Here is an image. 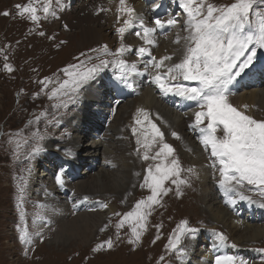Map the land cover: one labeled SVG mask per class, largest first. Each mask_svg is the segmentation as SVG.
Listing matches in <instances>:
<instances>
[{
	"label": "rangeland",
	"instance_id": "1",
	"mask_svg": "<svg viewBox=\"0 0 264 264\" xmlns=\"http://www.w3.org/2000/svg\"><path fill=\"white\" fill-rule=\"evenodd\" d=\"M20 1H22L24 4L28 2V0H0V10H14L15 2ZM83 1L85 0H73L72 6H75L76 4L82 5L84 4ZM212 2L216 4H229L232 3L233 0H212ZM109 5L111 8L117 9L119 0L111 1L108 4H105L104 7L106 8ZM137 5H139L138 10L140 13L147 9L144 7L141 1L135 4V6ZM37 7H41V3L40 5H37ZM2 11H0V24L2 25V27L0 25V264H50L48 263V261H50L51 264H157L158 260L160 261L161 256L165 257L164 261L161 262H165L170 257L171 251H169L166 246L173 231L177 228V225L180 224L182 220H188L192 222V225H194L195 227L196 225H199L201 228V231L197 233L200 235L191 240V242H196V240L199 242V246L198 248H196V251H193L194 248L191 246V242L190 245L186 248L188 250L192 249L193 251L192 253L194 259L192 258L193 260L189 263L197 264V260H199L200 258H204L207 254L215 255L216 251H212V248L209 247H213V243L218 240V238L215 237V234L217 233L212 229V227L217 226L218 229L222 231L226 230V228H224L223 225H221L217 221L211 222L208 218L207 212L202 211L205 210V206L204 204L201 206L202 203L197 201L200 194L198 186L200 182L197 185L194 183V178L196 179L195 175H192V185L187 187L184 191L182 189V196H177L175 192L172 193L171 191L167 196L163 197L162 206H155L157 208V211L152 217L151 222H148V229L142 237V240H144L145 238L147 241H141L139 245H132L128 243V238L124 236L117 239V245H115L116 247L114 246L115 250L108 251L109 249L105 248L102 250V252H95L93 251V249H95L97 245V241L95 239L100 234H95L92 240L89 242L88 246L79 244L81 242H78V244H74L72 242L76 241V239L72 240L68 238L67 235H60L61 233L58 235V233L55 232L58 230L59 222H55L54 226H52L51 222L43 221L42 219L37 221L34 216H28V214L24 215L21 221V225L28 223L31 234H37L38 231H40V233H48L51 235L46 239L44 237H36L35 243L39 248L37 249L33 257H31L28 252H25L23 250L24 246L21 247L22 249L20 248L19 242L16 238L15 229V227H17V225L19 224V220L17 219L18 214L16 211V188L14 186L16 184L15 182L20 183L21 181H26L27 179L24 180V177H27V175H30V173L32 172L33 177L37 178L34 183V190L38 191L39 189H41L42 196L39 197L46 200L47 193L50 191V189L56 188L54 186V183L52 182V180H54L52 171L56 169L58 162H60L62 166H73L72 170L74 171H76L77 168H80V171L76 175L79 177L74 178L72 182L69 181L75 184L79 180L88 182L90 180L87 179L88 173H90L91 175H95V173H97L96 171H98L96 165L98 162L102 161V157L100 153L98 154L95 148L92 147L91 137L99 141V146L100 148H102L98 134L99 132L103 133L105 128L107 130V127L113 124V122H110L107 126H105V123L108 122V111L110 109V101L108 100V93L106 91L110 83L114 79H116L118 73L111 71V74L108 77L97 79L96 83H90L86 95L85 93L83 94L85 95V97L82 95V90L73 92L71 85L66 89L61 90V92H63H60L61 94L52 96L51 93L52 89L58 88L57 85L59 83H62L65 79H68L66 74L64 76L63 69L68 68L69 65H80V62L84 63L85 68L91 67L96 63L93 58H95L98 54V51L94 52L92 51L93 49L99 50L103 45L106 44L108 48H112L114 46L112 43H118L116 46L120 45V40L117 36V33H114L115 29L119 27V24L117 22L116 16H113L116 14V10L113 13L106 11V16L102 22L103 26L101 28V32L98 34L99 37H103L104 39H106V42L102 40L96 42V40H93L90 43L78 45L76 41H72L68 38V36H66V34L69 33H76L75 30L71 28V26H69L66 21H63L61 19L55 20L54 18H47L42 19L39 25H36L32 21L28 20L26 15L24 17L18 18L17 20H13L12 14L11 16H4L1 13ZM39 14L43 15L42 11ZM181 22L182 24L178 25L176 28H174V30H172V32L167 34V39L161 44V46H158L157 44L158 52L162 51V55L175 53V55L173 56V58H175L173 59L175 62L180 60L183 57L184 53V41L181 40L180 44L174 43L176 35L179 34L181 37L187 35V32L184 30V20H182ZM65 25L67 26V28L65 27ZM54 29L57 30V40L50 39V33ZM35 30L37 31L34 34L27 33L33 32ZM41 31L45 33L44 36L39 35ZM23 34L24 38H22ZM12 35L14 36V38ZM125 38L127 41H129L130 39H133L135 37H133L132 34H126ZM52 41H63L66 43L59 44L53 43ZM137 42L141 44L142 39H137ZM158 42H160V40L157 41V43ZM17 43L19 44L17 45ZM89 46H91L92 48H89ZM63 47H65L64 50H62ZM5 56H7V61H5ZM156 56L159 58L157 53ZM89 57L93 58L89 60ZM125 58L128 59V57ZM6 62L10 63L13 66L14 70L12 72L4 70L3 65ZM170 62L171 61L167 63L171 64ZM45 77H50L52 80V82L48 84L47 88H45L44 85L40 83V81L44 80ZM150 81L151 79H149L146 85L141 87V93L137 97L124 99L119 103V105H127L129 112L130 110L132 111L134 109V105L136 104V102H138L140 103L141 108H145L150 112L151 118L157 123L158 118L153 114V111L150 110L152 105L149 104L147 100L142 104L140 100L148 91L149 93H151V98L154 99L153 105L155 104L158 97L154 93L156 85L152 81ZM261 88H264V78L262 77L255 80L253 79L251 84L248 86L245 85L243 87H236L235 90H237V93L244 92V94L249 95L251 91H253V89L255 90ZM18 90L19 94L16 95V92ZM37 93H39V95H37ZM59 96L62 100L58 99ZM69 96L73 98L72 103H70L69 101ZM82 96L83 99L81 102ZM131 99H133V101ZM78 105H80L78 111L72 114V116H74L73 118L72 116H70V113L75 111ZM168 109L170 110L171 117L172 112L175 113V111H173L169 106L167 107V110ZM53 110L58 111V115H61L60 119L44 127V123H48L49 113H51ZM248 110L250 109L248 108L246 111L248 112ZM262 112H264L263 109ZM262 112L261 110H259V108L256 109V115H260V118L256 116L253 117L256 119H264V114ZM76 113L77 115H75ZM30 115H33L32 120L30 117H28ZM66 118L73 119V121H75L73 129L71 128V126H69V129L64 127L67 123ZM99 120L101 127H99L97 122ZM159 126L164 129V133H167L168 136H171V130L168 131V128H165V125L163 124H159ZM118 127L120 128V130L124 131H122V139L128 136V134H131V126L129 123L125 125L121 124ZM25 133L29 134V138L31 134L34 136L28 139V137L25 136ZM20 134L25 137L23 138L21 143H16L15 145V142L12 140L14 136H18ZM41 137H43V139H40ZM165 141L167 143L173 142L172 139L167 138H165ZM27 144L29 145L26 150L30 149L29 151L22 149L16 151ZM65 144L73 146L75 149H78V147L82 148V153L75 158H71L70 156L64 158L63 153H61L59 155L60 159H56L58 152L62 149V147L65 146ZM30 145L32 146L30 147ZM37 145L41 146L42 150L34 153L32 150ZM86 145H91V147ZM178 148V144H176L175 152L177 153V156H180L183 160L185 159V165L187 163L188 166H191L190 162H188L187 159L180 153V148ZM87 149L90 153H85L87 152ZM156 150V148L153 149V151ZM24 153L28 154L29 157H31L30 160L27 159V156ZM139 153L142 156V148L140 149ZM149 161L152 160H143L144 163H147ZM211 161L212 159L210 160V163ZM60 164L58 166H60ZM145 168L147 170V165H145ZM22 169H27V175H21L19 173V170ZM16 174L18 176H16ZM70 174L66 176H70ZM65 179L67 180V177H65ZM139 181L140 180H137L135 184H138ZM134 187L135 190L130 191L131 196L129 200H136L137 202L142 199L143 196L146 197L149 195L148 190L142 192L140 190V197H134L135 193L137 192V185H135ZM172 187L173 185L171 184L170 188ZM245 190L247 191V188H245ZM220 193L221 188L219 186H216L214 189V193H212L210 197L218 196V198L220 197L219 200H224L226 196ZM77 195H80V193H78ZM115 196L111 200L112 203L108 204V209L105 210H101L102 208H100V210L98 209L96 202L99 200L94 201V198H92L93 200L91 199L94 203V206H96L95 211H101V218L104 221H107L108 219V222H111L109 225H112L114 227H116L125 211L127 209L128 210L126 212L131 211L133 206L131 201L125 199L127 195L123 197L121 196L119 198ZM58 197L61 200H66L64 194H57V199ZM257 200L259 202H264V199ZM127 202L129 203V205ZM122 203L125 204L124 207L121 206ZM244 204L252 208H260L259 203H249L244 201ZM191 207L193 209H191ZM45 208L46 210H48L47 207ZM116 208H119L120 213H122L120 214L119 212H116ZM243 210L244 208L242 207V211L239 213L240 220L249 221L253 219V224L257 223L258 225H260V223H263L262 220L259 219L261 217L264 218V214L255 212V210L244 213L246 211L243 212ZM262 210L264 211V208H262ZM249 212L253 217H249ZM117 216H119V218ZM255 219H257V222L255 221ZM47 223L50 224L49 227L46 226ZM156 224L160 225L161 227H157L158 225ZM166 227L167 231L165 230ZM202 227H204V229H202ZM207 227L213 230L214 235L205 232ZM125 228L126 232H130V226H128V224L127 226H125ZM261 229L264 230V227H261ZM107 231L109 233L112 232L110 230ZM121 234L123 235L124 233L121 232ZM157 235H159V239H156ZM58 236H61L59 237V240H57L60 242L63 241V239H68L64 240L66 241L65 244L67 245H62L55 248L53 244L48 243L50 242V239L53 240ZM229 238L231 237L229 236ZM153 241L155 242L153 243ZM241 241L243 242V245H239L240 247H237L240 248L242 253H246L245 258H247L248 256L250 257L248 264H264V252L260 251L261 249H264V238L257 241L246 238ZM69 243H72L71 246L69 245ZM114 247L112 249H114ZM248 249L250 250V252L248 251ZM137 250H139L138 252L140 253L136 255L135 253H137ZM226 254L229 255L230 252H227ZM98 255L100 256L98 257ZM217 255H224V252H217L215 257Z\"/></svg>",
	"mask_w": 264,
	"mask_h": 264
},
{
	"label": "snow or ice",
	"instance_id": "2",
	"mask_svg": "<svg viewBox=\"0 0 264 264\" xmlns=\"http://www.w3.org/2000/svg\"><path fill=\"white\" fill-rule=\"evenodd\" d=\"M174 2L186 16L184 30L187 35L181 37L177 34L174 41L176 44L184 41L183 57L178 63H167L172 61L175 53L158 58L152 52V48L157 46L155 38L157 31L177 27L180 24L178 14L169 15L167 18H160L157 15L153 22L154 26L148 27L128 0H119L116 9L117 22L120 23L122 20L116 29L120 37L119 48L114 53L109 52L107 45H103L99 50H92L98 51L100 55H112L114 59H100L99 63L87 68L83 62L80 65H69L63 69L68 79H65L58 88L52 89L51 95L60 94L61 90L70 85L73 92L78 91L83 84L94 79L110 65L118 70L117 79L132 87L131 77L138 74V68L136 62H129L124 58V54L132 50V45L125 44L124 38L125 33L139 24L142 32L137 31L135 35L144 41V45L138 48L136 54L141 58L145 56L149 58L144 61V71L152 70L150 73L152 82L165 95L171 93L184 100L197 102L199 110L194 113L192 127L198 129L201 144L206 151H210L212 158L210 166L219 172L218 184L228 197L227 202L235 205L239 199L259 203V206L264 208V202L254 200L252 195L244 190L247 188L248 192H258L264 199V119H256L246 114L248 109L246 104L242 107L235 106L230 100L232 93L229 88L237 78L250 69L258 51L264 50V0H233L229 4H216L212 0ZM40 3L41 0H28L27 4H17L15 8L21 17L26 15L27 19L36 25L49 16L58 18L57 11L53 8V0H44L42 6L37 7ZM161 6L156 4L155 8L159 9ZM58 7L63 9L65 5L58 0ZM41 11L43 15L39 14ZM106 11L111 9L101 6L97 9V14ZM2 14L9 16L11 13L4 11ZM39 35L44 36L45 33L41 31ZM91 59L89 57V60ZM3 67L8 72L14 70L7 62ZM185 81L197 83L193 87L186 85ZM51 82L50 77L40 81L45 88ZM132 132L136 136L137 152L143 149V160L156 162L149 164L143 178L144 182L140 185L149 189L150 194L137 201L133 209L124 213L116 225L117 239L119 230L128 224L131 232L128 243L139 245L148 229V218L154 207L162 206L163 197L173 190L166 187V182L170 181L175 185V194L182 196V186L189 184L190 181L187 177H182L181 173L187 172L189 175L197 173L194 167L187 169L182 167L179 158L175 156L173 145L165 141L164 132L153 121L147 109H137ZM172 136L180 139L176 132H172ZM154 148L157 150L153 152ZM41 150V146L37 145L32 151L35 153ZM65 155L72 156L74 153L67 149ZM65 175L63 167H60L55 175V181L61 187L65 184ZM83 199L86 201L89 197L85 196ZM100 206L107 208L108 204L101 201ZM23 217L24 213L21 212V218ZM106 228L107 225L101 231H105ZM198 231L199 229L189 226L188 220H182L170 236L166 247L169 251L178 253L179 258L183 260L187 254L182 246L183 239L186 236L195 237ZM159 238L157 235L156 239ZM217 238L219 244H213L214 248L223 247L228 242V237L223 232L217 233ZM19 239L28 244L32 242L26 224L21 228ZM113 247L114 241L109 238L98 243L93 251L100 252ZM231 247L236 248L237 245L233 243ZM261 251L264 252V249ZM164 259V256L160 257V261ZM215 264L248 262L241 257L224 254L215 257Z\"/></svg>",
	"mask_w": 264,
	"mask_h": 264
},
{
	"label": "bare ground",
	"instance_id": "3",
	"mask_svg": "<svg viewBox=\"0 0 264 264\" xmlns=\"http://www.w3.org/2000/svg\"><path fill=\"white\" fill-rule=\"evenodd\" d=\"M15 1H19V0H15ZM68 1L69 0H59V2H62L65 5V7L63 8L65 10L60 11L59 17L61 20L66 21L67 24L69 26H71V28H73L76 33H74V34L69 33V34H66V36H68V38L70 40L76 41L78 45L90 43L93 40H96V42L100 41V40L106 42V39L98 36V34L101 32V28L103 26L102 22L106 16L105 15L106 12H100L99 14H97V9L101 6L104 7L105 4H108L111 1H116V0H85V1H83L84 4H82V5L76 4L75 6L69 5ZM128 1H130L131 3H134V6L136 3L140 2V0H128ZM53 4L55 5V9H57V10L61 9L58 7V0H53ZM139 5L135 6V10H136L137 14L140 13L138 10ZM2 10H4V9H2ZM2 10H0V11H2ZM21 25H23V24H21ZM1 27H2V25H1ZM167 36L168 35L166 34L164 37H162L160 39V42L157 43L158 46H161V44L163 42H165V40L167 39ZM13 38H14V36H13ZM5 42H6V40H5ZM128 42L132 45V50L130 51V57L128 56V59L127 58H125V59H127L128 61H131V62H136L137 68H138V74H135L131 77V84L135 83V81L139 78L137 81V84H139V87L140 86L143 87L144 85H146V83H148L149 80H146L145 82H143V81L141 82V80H140L141 76L140 75L145 73V71H144L145 68H139V63L144 62L145 60H143L141 57H136V55L134 54V52L137 51L138 48L140 46H142V44H140L139 47L134 49L133 44L137 43V39L133 38V39H130ZM10 43H12V42H10ZM18 44L19 43H17V45ZM16 47H18V46H16ZM90 47L91 46H89V48ZM64 49H65V47L62 48V50H64ZM21 52H22V50H21ZM133 55H135V56H133ZM157 55L160 57L162 55V51L157 52ZM131 56H133V57H131ZM35 58H36V56H35ZM80 64H81V62H80ZM16 67H17V65H16ZM45 67H46V65H45ZM27 71H28V69H27ZM146 73H148V72H146ZM131 100L133 101V99H131ZM140 100H141L142 104L147 100L149 102V104L152 105L150 110L153 111V114L157 118H158V116L161 117V119L158 118V122L156 123L158 126H159V124L165 125V128L167 126L168 131L171 130L170 135L172 132H176L179 134V136H180L179 140H177L173 136H172V138H173L172 140L174 142H176V144H178V147L181 150L180 153L182 154V156H184L187 159V161L190 162L191 165H195V169H196L197 174L195 175L196 179L194 178V183L197 185L200 182V184L198 185L200 194H199L197 201L202 203L201 206L204 204L205 210H202V211L207 212L208 218L211 222L217 221L218 223L223 225L224 228H226V230L222 231V230L218 229L217 226H213L212 229L216 233L223 232L225 235L230 236L232 238V239L231 238L230 239L233 240L234 242H236L237 245H243L242 244L243 242L241 240L246 239V238H249L250 240H255V241L264 238V230L261 229V227H264V218L263 217H261L259 219V220H262V222H263V223H260V225H258L257 223H256L257 225L253 224L252 223L253 219L249 220V221H242L239 219V213L242 211V207L238 203H240V202L244 203V201L237 199L236 204L232 205V204L227 202L228 201L227 196H226V198H224V200L223 199L219 200L220 197L218 198V196L217 197H212V196L210 197V195L212 193H214L215 187L219 186V184H218L219 172L216 169H214V171L212 173L210 172V169L208 168L209 163L206 162V154L204 153V146L201 144L200 140H196L192 136V134L190 132H188V128L194 123V122H192V120H193L192 113H187V114L183 115V114H179L177 112H175V113L172 112L171 117H170V110L169 109L167 110L168 105H166L161 100H159L158 97H157L155 104L153 105L154 99L151 98V93H149L148 91L144 94V97ZM230 100L235 106H239V107H242L243 105L248 104V108L250 110H248V112L246 111L247 114H250L252 116H256V117L260 118V115L259 116L256 115L257 114L256 109L259 108V110H261V112H262V109L264 110V88L255 89V90L253 89V91H251V93L249 95L244 94V92L237 93V90L234 89L232 94L230 95ZM115 106H118V107L113 109V111H115V112L111 113V111L109 109V111H108L109 118L107 119V121H108L107 123L113 122V124L109 125L107 127V130L105 128L103 133L99 132V134H98L99 140L101 141L102 148H100V146H99L100 145L99 141L95 140L94 138H92L90 136L91 140H92V147H94L95 150L97 151V153L98 154L100 153V155L102 157V161L98 162L96 165V168H98V171H96L97 173H95V175H91L90 173H88L87 179H90L88 182H85L83 180H79L75 184V183H71L68 181V184L74 190V196L71 195L68 198L65 196L66 200H61V199H59V197L57 199V194H54V192H56V188L50 189V191L47 193V196H46V204L52 203L51 205L47 206V209L50 213V216L52 217L53 220H56V222H59L58 230L55 232L58 233V235L60 233H61L60 235H67L68 238H70L72 240L76 239V241L72 242L74 244L75 243L78 244V242H81L79 244H84V246H88L89 242L92 240V238L94 237L95 234H100L99 236L96 237L99 239V241H98L99 243L104 241V240L111 238V236L105 235V233L103 231H101V227L103 225L102 223H106L109 220L107 219V221L105 220L106 221L105 222L101 218V211H99V210L95 211L96 207L94 206V203L92 202V200H93L92 198H94V201L99 200V199H103V200L108 199L111 201L115 195H116L115 197H117V198L127 195L125 197V199L129 200V198L131 196L130 191L135 190L134 189L135 185H137V192L135 193L134 197L139 198L140 194H141L140 190L143 189L142 187H140V185L142 184L141 183L142 178L145 174V165H146L145 163L146 162L145 163L143 162L142 156H140V154L136 150V147H137L136 136L132 132V127L134 125V116H135L137 109L141 108L140 103L136 102V104L134 105V109L132 111L130 110L129 112H128V106L127 105H124V104L121 106L120 105H114L113 107H115ZM262 113L264 114V112H262ZM127 123H129L131 126V128H130L131 134L130 135L128 134V136H126L124 139H122L123 138V133H122L123 130H120V128L118 126L121 124L125 125ZM160 129H162V128L160 127ZM125 130H126V128H125ZM162 130H164V129H162ZM74 143H76V142H74ZM86 146L91 147V145H86ZM88 149H87V152H85V153H90V152H88ZM137 173H139V175H137ZM92 174H94V173H92ZM213 176H214V179H212ZM137 180H140V181L138 184H135L137 182ZM174 189H175V187H174ZM174 189L172 190V193L175 192ZM78 193H80V195L77 196ZM220 194H224L222 189H221ZM85 196L90 197V199L85 201L83 199V197H85ZM74 197H75V200H73ZM129 201H131V200H129ZM74 204H81L82 207L81 208H77V207L74 208L73 207ZM128 205H129V203H128ZM121 206L124 207L125 204L122 203ZM73 208H74V210H72ZM191 209H193V208L191 207ZM116 210H115L116 212L120 213L119 208L118 209L116 208ZM126 211H125V213H126ZM249 215L251 216L250 212H249ZM117 217L119 218V216H117ZM112 218H114V217H112ZM256 220L257 219H255V221ZM164 221H165V219H164ZM150 222H151V220H150ZM110 223L111 222H109V224ZM152 224H153V222H152ZM156 225H158V224H156ZM167 227H169V226H167ZM167 227L165 229L166 231H167ZM162 229H163V227H162ZM64 233H67V234H64ZM41 235H43V237H45V239H46L51 234H41ZM59 237H61V236H58L57 238H55L53 240L50 239V242H48V243L53 244L55 248L62 246V245H67V244H65L66 241H64V240H68V239L62 238L63 241L60 242V241H57V240H59ZM215 237L217 238V234H215ZM193 238H196V237L186 236L185 240L182 241V246H184V248H187V246L190 245V242ZM39 241H38V243H39ZM143 241L146 242L147 240L144 238ZM72 243H69V245L71 246ZM213 244H219V240H217ZM142 247H143V245H142ZM38 248L39 247H37V249ZM60 248H62V247H60ZM78 248H80V247H78ZM23 249L28 250L30 252L32 251V248H29V247L27 248L25 246ZM138 251L139 250H137V253H135L136 255L140 253ZM212 251H216V254H217V252H224V254H226L227 252H230V249H229V246L226 244L223 247H218V248L212 247ZM215 255L207 254L204 258H200L199 260H197L198 261L197 264H215V258H214ZM66 256H69V255H66ZM99 256L100 255H98V257ZM233 256H237L236 251L234 252ZM103 257H105V256H103ZM141 259H142V257H141ZM50 260H51V258H50ZM48 263L51 264L50 261H48ZM180 264H182V263H180Z\"/></svg>",
	"mask_w": 264,
	"mask_h": 264
}]
</instances>
